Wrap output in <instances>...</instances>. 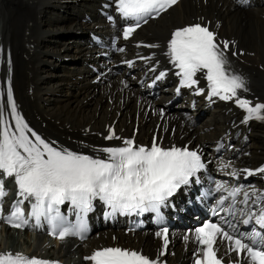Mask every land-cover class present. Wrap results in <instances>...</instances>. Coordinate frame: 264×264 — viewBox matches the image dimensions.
I'll use <instances>...</instances> for the list:
<instances>
[{"label":"snow or ice","instance_id":"1","mask_svg":"<svg viewBox=\"0 0 264 264\" xmlns=\"http://www.w3.org/2000/svg\"><path fill=\"white\" fill-rule=\"evenodd\" d=\"M240 2L247 3V0ZM115 3L121 17L134 21L123 29V38L127 40L142 23L158 18L178 0H115ZM228 48L229 42H217L216 34L206 25L196 23L175 29L168 40L165 54L177 69L175 75L180 78L177 94L180 88H193L202 78L207 81L210 101L213 97L234 101L246 112L244 123L252 119L264 120V103L253 106L252 101L241 98L240 93L248 91L246 80L231 71L226 54ZM165 75L161 72L155 79L161 80ZM204 91V88H196L195 94L200 95ZM9 115L15 121L14 128L7 119ZM105 138L120 139L115 133ZM123 145L95 149L105 154L101 158L99 155L93 157L54 146V142H46L28 127L18 113L9 82L6 101L0 102V218L16 228L27 224L24 209L20 205L28 201L31 209L29 216L35 218L36 224L39 225L43 217L51 225L50 234L57 235L59 229L58 237L63 240L68 235H83L87 232L84 217L92 210L94 200L108 206L111 209L109 215L117 211L122 214H142L145 211L159 214L168 198L181 185L188 184L190 177L204 167L198 152L187 147L165 149L155 139L150 147L137 145L133 139L123 140ZM243 171L248 175L254 174L252 170ZM255 171L264 173V167ZM7 178L13 179L17 195L23 199L13 204L10 215L3 216L2 202L7 196ZM239 192L240 189L236 188L231 195L235 196ZM248 199L249 195L245 192L244 202L247 203ZM66 202L79 218L75 230L64 226L66 218L60 214L59 206ZM253 219L264 228V209L259 215H249L243 223L247 224ZM195 232L198 251L194 264H223L217 251L219 243L225 240L229 242V252L246 254L245 264H264V248L255 239L259 237L264 242V235L259 232L254 233L248 243L243 237L225 231L217 223H204ZM155 235L163 239L162 248L167 249L168 228H162ZM85 259L91 264H158V261L141 252L119 246L98 249ZM0 264L53 262L29 258L20 253H6L0 254Z\"/></svg>","mask_w":264,"mask_h":264},{"label":"bare ground","instance_id":"2","mask_svg":"<svg viewBox=\"0 0 264 264\" xmlns=\"http://www.w3.org/2000/svg\"><path fill=\"white\" fill-rule=\"evenodd\" d=\"M222 1L182 0L155 22L156 28L152 31L169 32L172 26L190 21L197 15L219 20L220 33L231 39L232 45L226 52L231 57V71L249 82V91L253 95L264 99V18L259 12L264 11V5L259 10L250 9L247 14L253 10L255 12L243 18L229 3L222 4ZM94 2L95 0H0V42L7 43L11 51L10 58L14 62L12 76L18 100L27 114L34 110L46 120L47 125H51L53 119L58 120L59 126L55 125L58 130L53 129L60 137H73L75 130L84 129L86 125L94 127L97 120L109 121L114 116L117 117V132L121 135L129 133L132 121L128 123L127 119L132 120L136 112L139 118L141 116L137 136L142 137L147 128L154 124L155 117L147 111L148 114L142 121L144 111L139 110L141 103L137 104L136 94L126 93L128 88L112 80L111 91H106L103 95L101 85L91 81L93 75L90 76L85 61H92V48L87 45L86 31L101 20L93 17L94 20L85 21L83 17L86 12L91 15L95 13V8L89 10ZM63 27L71 29L61 32ZM143 30L144 28L141 29L142 36ZM151 40L164 39L152 36ZM240 48L243 53H238ZM151 50L154 59L165 61L164 46L161 43ZM234 51L237 52L236 55H233ZM64 55L72 56L70 66L64 65L57 58ZM106 94H110L114 101L107 99ZM119 99L122 102H117ZM158 105V100L150 103L154 108ZM227 107L228 104L224 108L219 104L207 107L205 117L196 123L185 120L178 110L173 113L166 110L159 125L154 124L151 128L153 132L157 131V137L162 135L163 141L190 138L193 143L205 142L203 146L210 150L214 136L224 129L233 131L238 127L226 121L231 114ZM104 111L110 116H104ZM93 119L94 123L91 122ZM250 123V137L253 141H238L236 149L249 148L250 151H245L240 156L246 161L257 162L264 159V120L249 121L242 129ZM102 125L98 124L94 128ZM171 125L177 128V132L180 130V133L170 135L173 128L168 126ZM207 127L211 129L206 130ZM210 154L207 156L210 158V165L222 164V169L229 173L232 171L233 164L224 152L217 157ZM28 238L29 235H26L24 240ZM145 240L148 241L147 238ZM25 242L21 247L32 246L31 242ZM106 242L111 241L106 240L102 244ZM126 242L131 243V240L127 237ZM1 246L7 247L8 244L0 241ZM72 248L68 250L69 257L73 259L82 257V253H87L88 250L80 245ZM185 256H176L172 261L186 263Z\"/></svg>","mask_w":264,"mask_h":264},{"label":"rangeland","instance_id":"3","mask_svg":"<svg viewBox=\"0 0 264 264\" xmlns=\"http://www.w3.org/2000/svg\"><path fill=\"white\" fill-rule=\"evenodd\" d=\"M57 30V29H56ZM84 101V100H83ZM105 105V104H104Z\"/></svg>","mask_w":264,"mask_h":264}]
</instances>
